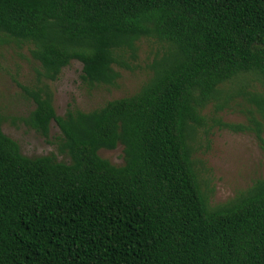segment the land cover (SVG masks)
Wrapping results in <instances>:
<instances>
[{"label":"trees","instance_id":"obj_1","mask_svg":"<svg viewBox=\"0 0 264 264\" xmlns=\"http://www.w3.org/2000/svg\"><path fill=\"white\" fill-rule=\"evenodd\" d=\"M143 41L158 48L136 93L58 115L65 68L116 87ZM4 47L38 65L21 122L46 140L55 123L66 160L24 155L0 120V264H264V177L214 204L197 157L214 127L264 148V0H0ZM238 100L253 128L219 117ZM119 146L123 165L100 156Z\"/></svg>","mask_w":264,"mask_h":264},{"label":"rangeland","instance_id":"obj_2","mask_svg":"<svg viewBox=\"0 0 264 264\" xmlns=\"http://www.w3.org/2000/svg\"><path fill=\"white\" fill-rule=\"evenodd\" d=\"M140 47V59L135 70H120L121 79L116 87L102 86L88 90L80 80L83 65L77 61L72 62L63 70L58 81L48 83L54 92L58 115H64L73 100L81 110L91 111L108 101L136 93L148 77L147 67L158 48L152 41H143ZM37 68L38 65L31 59L27 50L0 48L2 128L6 135L20 144L24 155L38 157L56 153L60 161L66 160L57 153L55 139L60 137L61 133L55 123H52L50 138L46 140L21 122V119L34 109L33 101L24 88L37 85ZM212 111L213 105L204 114L211 117ZM219 117L224 124L253 128L247 106L242 100L232 104L231 108L220 113ZM100 156L114 165L124 164L122 146L113 151L101 150ZM197 157L204 163L203 177L210 180L214 204L227 202L238 192L249 188L254 180L264 177V148L260 146L252 131L238 133L214 127L207 137L202 136V147Z\"/></svg>","mask_w":264,"mask_h":264}]
</instances>
